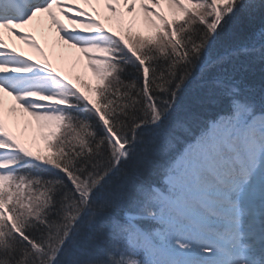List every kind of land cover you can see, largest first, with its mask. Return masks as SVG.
<instances>
[{"label":"snow or ice","instance_id":"6c2138e0","mask_svg":"<svg viewBox=\"0 0 264 264\" xmlns=\"http://www.w3.org/2000/svg\"><path fill=\"white\" fill-rule=\"evenodd\" d=\"M256 8L0 0V264H264V89L228 67L264 63V25L218 51ZM34 32L85 72L67 75ZM199 70L215 111L168 131Z\"/></svg>","mask_w":264,"mask_h":264},{"label":"trees","instance_id":"16d2710c","mask_svg":"<svg viewBox=\"0 0 264 264\" xmlns=\"http://www.w3.org/2000/svg\"><path fill=\"white\" fill-rule=\"evenodd\" d=\"M256 3L257 8L251 17L245 16L238 19L228 32L223 34L219 52H223L228 47L247 43L250 33L258 31L264 25V9L259 6L260 0H256ZM228 67L233 71L241 88L255 92L264 89V63L259 59L241 57L233 60ZM211 95V87L206 80L197 84L193 82L191 88L182 97L174 120L166 125L168 131L175 127L176 122L189 120L193 115L203 118L213 114L215 107L211 103Z\"/></svg>","mask_w":264,"mask_h":264},{"label":"bare ground","instance_id":"6f19581e","mask_svg":"<svg viewBox=\"0 0 264 264\" xmlns=\"http://www.w3.org/2000/svg\"><path fill=\"white\" fill-rule=\"evenodd\" d=\"M90 11V9H89ZM106 26H112L108 23L105 24ZM34 34L37 35L38 41L41 43V47L44 48V50H48L49 48L53 52V49H55V52H59L60 55L66 57L70 56L73 60L77 61L80 64L82 63V58H80L79 54L75 52L73 49H68L67 46L61 45L58 42H56L54 35L49 34L47 39H45L39 32H34ZM10 45H15L19 50L24 51L26 54L32 55L35 57V53H32L31 51H28L23 45L19 44L18 42L12 40L11 38H7ZM49 55V54H47ZM54 59L53 55H51ZM10 103V101H8ZM17 135H20L22 138L28 139L30 137H33L35 135V126L34 124L29 127L28 131L25 132L23 128L20 129H14ZM30 147H33L34 150L42 148V142H40L38 139L36 140L35 144L29 143Z\"/></svg>","mask_w":264,"mask_h":264},{"label":"rangeland","instance_id":"374dc122","mask_svg":"<svg viewBox=\"0 0 264 264\" xmlns=\"http://www.w3.org/2000/svg\"><path fill=\"white\" fill-rule=\"evenodd\" d=\"M114 26L115 25H113V27ZM49 50L51 51L50 48ZM52 55H53V52H52ZM53 57H54V61L57 64V66L61 68L62 71H64L69 76L71 74L72 77H75L76 75L83 74L85 72V69L83 68V66L78 64L77 61L70 58V56L64 57L60 55L59 52H55V56Z\"/></svg>","mask_w":264,"mask_h":264}]
</instances>
